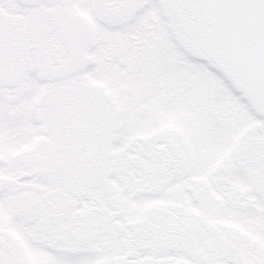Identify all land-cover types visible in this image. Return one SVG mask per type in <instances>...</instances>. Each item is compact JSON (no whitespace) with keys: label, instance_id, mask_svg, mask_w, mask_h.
Here are the masks:
<instances>
[{"label":"flooded vegetation","instance_id":"obj_1","mask_svg":"<svg viewBox=\"0 0 264 264\" xmlns=\"http://www.w3.org/2000/svg\"><path fill=\"white\" fill-rule=\"evenodd\" d=\"M84 2L0 0V128L13 131L0 158L14 163L0 166V264H264V113L230 77L204 0L168 3L189 25L182 28L193 51L254 125L233 154L229 138L211 160L178 126L119 124V99L91 68L112 65L123 48L114 17L128 13L94 18ZM184 12L197 14V31ZM26 14L36 21L25 22ZM57 57L81 87L64 88L58 72L35 66ZM244 128L237 133L246 138Z\"/></svg>","mask_w":264,"mask_h":264},{"label":"rangeland","instance_id":"obj_2","mask_svg":"<svg viewBox=\"0 0 264 264\" xmlns=\"http://www.w3.org/2000/svg\"><path fill=\"white\" fill-rule=\"evenodd\" d=\"M168 1L161 0L160 3V0H155L157 5L155 8L146 6L144 9L141 4L140 7L127 14L130 17L129 24L114 22L118 23V34L129 33L131 25L137 23L138 19L142 24L144 38H149L154 32L159 33L165 41H172L177 51L170 53L167 46L158 51H131L126 39L117 38L118 44L123 47L117 56H114L119 61L116 62L114 59L112 65L109 66V62L102 60L98 65L92 66V70L100 68L97 74L93 75L105 80L113 96L116 99L118 97L121 110V117L118 118L119 124L126 129L147 131L149 127L158 129L166 125L178 126L188 134V141L197 148L199 157L211 153L210 160L218 157L219 150L227 144L230 138L228 151L233 154L241 141L249 138L251 132L254 131L251 114L239 98L232 94V90L226 86L218 71H209L203 55H198L193 51L188 36L182 28V25H189L185 21L182 24L174 18L171 11L172 3L169 4ZM177 4L176 2L175 5ZM184 14L189 21L193 22L192 29L197 31L200 25L195 21L197 14L188 15L185 12ZM24 21L33 23L36 17L26 14ZM198 40L201 39L198 38ZM185 41H187L186 44H184ZM35 66L41 67L38 64ZM105 67L107 69H103ZM114 70L118 74L121 85H117L116 77L113 75ZM187 72H193L196 76L189 77L186 75ZM213 73H218V75L214 76ZM75 82L72 87L77 86L78 82L77 84ZM159 83L163 84V89L159 88ZM190 84L191 88H189ZM78 86L81 87L80 84ZM27 88V98L32 101L36 86L31 79L27 81ZM74 103L78 104L79 101L76 99ZM133 104L139 111L133 112ZM2 106L6 105L0 101V107ZM5 119L7 123L4 126L9 127L7 126L8 121L10 122L12 118L6 117ZM243 125L245 127L243 134L248 133L246 138L237 133ZM10 137H13L11 128H8L7 134L3 128H0V143L5 144V147L9 144L6 139ZM2 150L0 148V153ZM4 159L0 158L1 167H14V163L11 166L5 164ZM6 228L9 226L7 225ZM262 229L264 231V228L260 230ZM36 261L39 260L36 259Z\"/></svg>","mask_w":264,"mask_h":264},{"label":"water","instance_id":"obj_3","mask_svg":"<svg viewBox=\"0 0 264 264\" xmlns=\"http://www.w3.org/2000/svg\"><path fill=\"white\" fill-rule=\"evenodd\" d=\"M230 76L264 112V0H206ZM246 57L238 62L237 57Z\"/></svg>","mask_w":264,"mask_h":264},{"label":"snow or ice","instance_id":"obj_4","mask_svg":"<svg viewBox=\"0 0 264 264\" xmlns=\"http://www.w3.org/2000/svg\"><path fill=\"white\" fill-rule=\"evenodd\" d=\"M147 3L149 7H157L155 0H85L80 7L90 10L95 18L97 15H103L105 12L111 13H131L136 8L140 7L141 4ZM115 22L121 24H129L130 17L128 15H118L114 17ZM95 29L102 35H110L109 30L101 23H95ZM118 38L126 39L130 47L139 51H158L163 47H168V51L175 52V48L172 41H165L159 33H152L149 38H144V31L141 22L137 19V23L131 25V32L119 33ZM238 62H244L246 59L243 54L236 58ZM259 59L264 63V49L259 54ZM52 69L59 73L57 82L64 88H71L75 82V70L63 57H57L56 59L49 60L46 64L41 66V70ZM187 76L195 77L196 74L193 72H187ZM218 75V73H213ZM195 81L193 80V84ZM37 90H39V82H36ZM192 85H189L191 88Z\"/></svg>","mask_w":264,"mask_h":264}]
</instances>
